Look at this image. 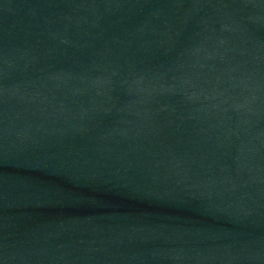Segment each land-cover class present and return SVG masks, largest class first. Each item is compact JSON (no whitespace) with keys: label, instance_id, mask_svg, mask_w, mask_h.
I'll return each mask as SVG.
<instances>
[{"label":"water","instance_id":"obj_1","mask_svg":"<svg viewBox=\"0 0 264 264\" xmlns=\"http://www.w3.org/2000/svg\"><path fill=\"white\" fill-rule=\"evenodd\" d=\"M0 264H264V0H0Z\"/></svg>","mask_w":264,"mask_h":264}]
</instances>
